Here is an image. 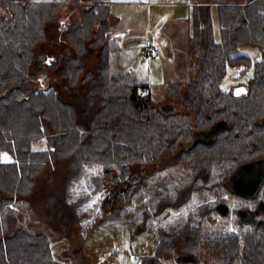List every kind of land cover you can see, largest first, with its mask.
Instances as JSON below:
<instances>
[{
  "label": "trees",
  "instance_id": "1",
  "mask_svg": "<svg viewBox=\"0 0 264 264\" xmlns=\"http://www.w3.org/2000/svg\"><path fill=\"white\" fill-rule=\"evenodd\" d=\"M64 6L62 1L0 3V153L13 158L0 160V264H59L51 251L57 239L52 232H36L19 212L24 225L7 235L4 221L8 205L23 209L43 177L55 176L57 185L63 184L57 202L61 235L72 237L74 226L85 237L98 225L121 221L162 171L158 163L166 153L176 155L171 167L187 164L191 175L174 195L159 198L156 215L182 209L195 193H226L242 205L231 207L225 199L203 205L199 218L190 216L178 234L160 238L145 260L264 264V0L219 4L220 41L211 6H193L188 39L193 77L186 94L180 83L166 85L167 94L184 104L185 111L177 113L162 111L150 92L144 94L147 85L115 75L111 57L120 47L109 35V4L94 2L73 23L59 20ZM56 24L68 53L53 66L58 83L45 86L32 66L51 62L36 59L35 48L53 40L48 28ZM100 45L99 65L86 70L84 57ZM244 45L256 46L260 58L253 62L240 53ZM241 63L252 65L253 74L246 92L234 95L221 84L228 67ZM40 140L46 147L33 149ZM185 144L191 147L179 150ZM88 182L92 191L72 199V188L82 190ZM86 203L88 211L79 213ZM64 210L77 224L63 218ZM218 217L231 219L237 232L205 235L206 222L215 225Z\"/></svg>",
  "mask_w": 264,
  "mask_h": 264
},
{
  "label": "rangeland",
  "instance_id": "2",
  "mask_svg": "<svg viewBox=\"0 0 264 264\" xmlns=\"http://www.w3.org/2000/svg\"><path fill=\"white\" fill-rule=\"evenodd\" d=\"M18 1L26 2L28 0H0V3ZM29 1H62L65 6L60 11L58 18L60 21L73 23L79 20L82 11L94 2L105 0ZM106 1L110 2L112 14L109 20L112 23L109 35L113 41L119 43L120 47L112 53V67L115 75L127 83L136 82L151 86L153 100L162 111L167 113L184 112V104L171 98L167 94L165 85L180 83L181 92L186 94L187 83L193 77L190 69L191 59L188 45L192 24L190 16L193 6L175 4V0ZM166 1L167 3H165ZM202 1L211 6L215 38L220 41L221 32L217 5L219 3L245 4L251 0ZM1 14L5 13L1 12ZM48 32L53 40L40 43L35 49L37 51L36 59L50 60L51 66L45 67L37 63L32 66V71H34L37 80H41V84L45 86L58 83L59 77L53 66L59 57L68 53L67 41L58 30V25L49 27ZM149 45L160 48L161 56L158 61L151 62L148 59L145 48ZM101 47L100 45L98 48L91 50L84 57L86 70H96L99 65ZM239 52L249 55L253 62L261 56L260 50L253 45L241 46ZM252 74V65L246 66L241 63L229 66L221 87L225 91H231L234 95H241L246 92ZM197 139L198 134L195 132L194 142ZM45 147V140L36 141L33 144V149L36 150ZM190 147L191 144L181 145L179 150ZM0 160L1 162H10L13 158L9 152L2 151ZM175 162H177L176 155L164 154L158 163L162 171L145 186L143 189L144 196L142 198L137 197L131 206H127L121 221L98 225L89 230L85 237L79 234L74 226L70 227V231L74 233L72 237L67 238L61 235L63 228L60 227L58 218L62 216L57 215V202L58 198H63V184H59V187L57 183L60 182H57L55 176H48L50 181H46L45 177L47 176H45L43 180H40L37 191L28 196L30 203L25 204L23 209L16 206L14 202L8 205L4 220L8 229L7 235L13 234L18 225H24L19 222L22 219H20L21 214L19 213L21 212L24 216L22 220L34 226L36 232L49 230L56 236V241L51 244V251L59 264H153L152 260L146 261L145 257L155 254L159 239H168L172 235L178 234L188 222L190 216L199 218V212L203 205H213L219 199H225L231 207L242 205L241 200L226 193L216 195L195 193L190 202L182 209L170 212L167 215V212L156 215L155 204L159 198L165 194L174 195L175 191L190 178L188 165L171 167L170 165ZM48 174L46 173V175ZM61 179L59 178V181L62 182ZM91 191L92 187L89 182L87 188L82 187V190L75 186L71 191L72 199H77ZM89 203L82 205L79 208V213H86ZM250 205L253 207V204ZM61 208H64V206L62 205ZM68 213L67 210H64L63 218L71 220ZM215 217L217 216L213 214L211 218L214 219ZM76 221L73 218L71 220L72 223L77 224ZM134 225H137L136 229ZM230 232H237L231 219L218 217L215 225L207 222L205 224L204 234L207 236L215 237ZM159 264L178 263L174 257H168L162 259ZM199 264L209 263L207 260H202Z\"/></svg>",
  "mask_w": 264,
  "mask_h": 264
},
{
  "label": "crops",
  "instance_id": "3",
  "mask_svg": "<svg viewBox=\"0 0 264 264\" xmlns=\"http://www.w3.org/2000/svg\"><path fill=\"white\" fill-rule=\"evenodd\" d=\"M196 0H175V4H180V5H182V6H194V5H209L207 2H205V1H202V0H197L196 2H195ZM103 2H105V3H107V4H109L110 5V2H108V1H103ZM165 3H167V1L165 2ZM220 4V3H219ZM218 4V5H219ZM218 5H217V7H218ZM161 56V55H160ZM160 59V58H159ZM158 59V60H159ZM157 60V61H158ZM151 62H155V61H151ZM111 63H112V57H111ZM136 83V82H135ZM138 84H140V83H138ZM142 85H145V84H142ZM166 86V85H165ZM165 86H164V88H165ZM150 92L151 93V95H152V88H151V86H149V85H147V88L145 89V92ZM144 92V93H145ZM5 161H8V160H5Z\"/></svg>",
  "mask_w": 264,
  "mask_h": 264
},
{
  "label": "built area",
  "instance_id": "4",
  "mask_svg": "<svg viewBox=\"0 0 264 264\" xmlns=\"http://www.w3.org/2000/svg\"><path fill=\"white\" fill-rule=\"evenodd\" d=\"M145 53L150 61H157L160 58L161 50L154 45H149L145 48Z\"/></svg>",
  "mask_w": 264,
  "mask_h": 264
}]
</instances>
